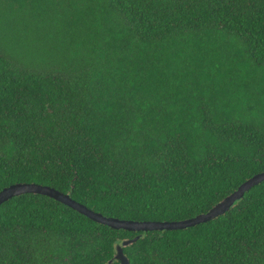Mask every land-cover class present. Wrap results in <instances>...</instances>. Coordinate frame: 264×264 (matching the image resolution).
<instances>
[{"label": "trees", "instance_id": "16d2710c", "mask_svg": "<svg viewBox=\"0 0 264 264\" xmlns=\"http://www.w3.org/2000/svg\"><path fill=\"white\" fill-rule=\"evenodd\" d=\"M262 172L264 0H0V192L172 222ZM139 235L131 264H264V182L173 231L40 194L0 206V264H109Z\"/></svg>", "mask_w": 264, "mask_h": 264}, {"label": "water", "instance_id": "95a60500", "mask_svg": "<svg viewBox=\"0 0 264 264\" xmlns=\"http://www.w3.org/2000/svg\"><path fill=\"white\" fill-rule=\"evenodd\" d=\"M262 182H264V172L257 174L247 180L235 192H233L228 197L223 199L220 203L215 205L206 214H201L197 217L183 221L139 222L132 220L109 218L102 215L101 213H96L90 210L83 204L78 203L77 201L73 200L69 194H65L49 186H42L38 184H16L11 187L5 188L0 192V206L16 196H21L25 194H40L52 198L72 208L73 210H76L87 218L99 224L108 226L114 230H126L137 233H147L152 231H173L194 227L216 219L221 215H224L227 211H229L231 207L234 206L237 201L243 198L246 192L250 191V189H252L253 187L260 185ZM139 239H141V235L131 240H124L121 244L117 245L116 253L113 259L109 261V264H112L115 260L118 261L119 264H131L129 258L124 253V248L136 243Z\"/></svg>", "mask_w": 264, "mask_h": 264}]
</instances>
